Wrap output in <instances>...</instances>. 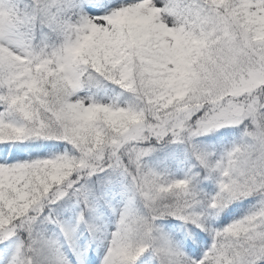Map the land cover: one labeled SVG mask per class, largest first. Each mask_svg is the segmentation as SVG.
<instances>
[{
	"label": "snow or ice",
	"instance_id": "6c2138e0",
	"mask_svg": "<svg viewBox=\"0 0 264 264\" xmlns=\"http://www.w3.org/2000/svg\"><path fill=\"white\" fill-rule=\"evenodd\" d=\"M0 264H264V0H0Z\"/></svg>",
	"mask_w": 264,
	"mask_h": 264
},
{
	"label": "rangeland",
	"instance_id": "374dc122",
	"mask_svg": "<svg viewBox=\"0 0 264 264\" xmlns=\"http://www.w3.org/2000/svg\"><path fill=\"white\" fill-rule=\"evenodd\" d=\"M176 178H183L187 174V167L184 164H176L174 169H171Z\"/></svg>",
	"mask_w": 264,
	"mask_h": 264
},
{
	"label": "trees",
	"instance_id": "16d2710c",
	"mask_svg": "<svg viewBox=\"0 0 264 264\" xmlns=\"http://www.w3.org/2000/svg\"><path fill=\"white\" fill-rule=\"evenodd\" d=\"M170 163H171V169H174L177 163H175V162H170ZM184 165H185V167H187V169H188V165H187V163H184ZM208 191H211V189H208ZM243 211H244V209H240V210H238L239 213H242Z\"/></svg>",
	"mask_w": 264,
	"mask_h": 264
}]
</instances>
